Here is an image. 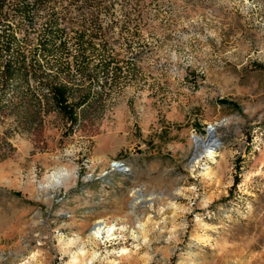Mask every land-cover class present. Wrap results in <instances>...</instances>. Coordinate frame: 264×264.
Segmentation results:
<instances>
[{
  "label": "rangeland",
  "instance_id": "1",
  "mask_svg": "<svg viewBox=\"0 0 264 264\" xmlns=\"http://www.w3.org/2000/svg\"><path fill=\"white\" fill-rule=\"evenodd\" d=\"M22 6L36 13L11 11ZM60 6L6 0L12 48H37ZM110 10L99 13L106 41L85 53L87 72L37 76L73 88L94 77L101 99L72 131L53 113L29 124L23 108L0 112V264H264V0ZM58 41L64 51L34 58L76 65L72 31ZM209 132L217 142L204 145Z\"/></svg>",
  "mask_w": 264,
  "mask_h": 264
},
{
  "label": "trees",
  "instance_id": "2",
  "mask_svg": "<svg viewBox=\"0 0 264 264\" xmlns=\"http://www.w3.org/2000/svg\"><path fill=\"white\" fill-rule=\"evenodd\" d=\"M6 0H0V19L10 12L3 9L2 5ZM35 2L42 0H34ZM61 2L58 9H52L47 16V23L39 32V45L37 48L24 45L12 48L15 38L13 29L0 24V54L8 53L6 60H0V112L6 107L18 111V115L27 117L29 124L38 120L41 114L53 113L68 123L66 131H72V127L80 118H86L89 109L101 99L99 93L90 90L95 83L94 77H87L86 83L79 84L73 88L72 82L65 78L61 81L57 78L40 79L37 76L48 70H59L74 66L79 73L87 72V65L83 61L86 52L94 51L93 41L99 39L102 43L106 41V31H104L98 21L99 13H110L113 2L125 0H56ZM127 1V0H126ZM124 22L130 21L129 13L122 9ZM13 13L29 17L36 10L28 11L25 6L11 10ZM139 16V14H136ZM61 21L62 24H57ZM72 31L73 38L79 46L76 58L79 60L76 65L68 62L66 64L42 63L34 58V54L46 56L52 52L64 51V44L58 41L56 46L52 45L56 38L60 37L64 30ZM26 40V35H22ZM101 50L103 45L101 44ZM109 66L108 62L94 65L91 72L97 69L105 70ZM45 87L46 94L30 93L32 89ZM7 88H22L25 92H20L15 97L5 95ZM40 120H38L39 123ZM236 181V180H235ZM234 181V184L236 182Z\"/></svg>",
  "mask_w": 264,
  "mask_h": 264
},
{
  "label": "bare ground",
  "instance_id": "3",
  "mask_svg": "<svg viewBox=\"0 0 264 264\" xmlns=\"http://www.w3.org/2000/svg\"><path fill=\"white\" fill-rule=\"evenodd\" d=\"M194 142H196V143H204V141H201V140L199 141L196 138H194ZM215 142H217V140L213 137L212 132H209V138L207 139V141L205 142L204 145H212ZM104 228H105V226H101L100 224L95 225L94 234L100 233ZM109 229L110 228L108 227L107 230H109Z\"/></svg>",
  "mask_w": 264,
  "mask_h": 264
}]
</instances>
